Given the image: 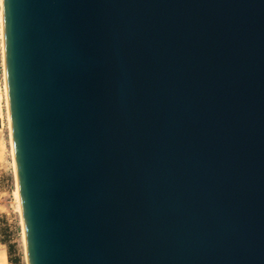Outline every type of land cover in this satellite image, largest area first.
Listing matches in <instances>:
<instances>
[{
    "label": "water",
    "instance_id": "water-1",
    "mask_svg": "<svg viewBox=\"0 0 264 264\" xmlns=\"http://www.w3.org/2000/svg\"><path fill=\"white\" fill-rule=\"evenodd\" d=\"M3 41L28 264H264V0H3Z\"/></svg>",
    "mask_w": 264,
    "mask_h": 264
},
{
    "label": "rangeland",
    "instance_id": "rangeland-1",
    "mask_svg": "<svg viewBox=\"0 0 264 264\" xmlns=\"http://www.w3.org/2000/svg\"><path fill=\"white\" fill-rule=\"evenodd\" d=\"M3 51L2 19L0 18V118L2 121V126L0 127V203L9 205L8 222L2 227L7 230V240L14 245V256L19 259L18 264H28L22 214L17 197L11 128L5 92Z\"/></svg>",
    "mask_w": 264,
    "mask_h": 264
},
{
    "label": "crops",
    "instance_id": "crops-1",
    "mask_svg": "<svg viewBox=\"0 0 264 264\" xmlns=\"http://www.w3.org/2000/svg\"><path fill=\"white\" fill-rule=\"evenodd\" d=\"M9 205L7 203H0V264H18L13 261V254L9 250L10 241L7 240L6 228L2 226L8 221Z\"/></svg>",
    "mask_w": 264,
    "mask_h": 264
},
{
    "label": "bare ground",
    "instance_id": "bare-ground-1",
    "mask_svg": "<svg viewBox=\"0 0 264 264\" xmlns=\"http://www.w3.org/2000/svg\"><path fill=\"white\" fill-rule=\"evenodd\" d=\"M0 18L2 19V36H3V0H0ZM3 48H4V41H3ZM3 56H4V51H3ZM4 60V65H5V59L3 57ZM5 76V92H6V98H7V91H6V75ZM7 109H8V114H9V107H8V98H7ZM9 120H10V114H9ZM10 128H11V120H10ZM11 130V129H10ZM12 137V136H11ZM13 147V145H12ZM14 156V153H13ZM14 164H15V160H14ZM16 175V174H15ZM17 197L19 199V205H20V210H21V204H20V197H19V190H18V186H17ZM22 214V212H21ZM23 224V221H22ZM23 232H24V227H23ZM25 236V235H24Z\"/></svg>",
    "mask_w": 264,
    "mask_h": 264
},
{
    "label": "trees",
    "instance_id": "trees-1",
    "mask_svg": "<svg viewBox=\"0 0 264 264\" xmlns=\"http://www.w3.org/2000/svg\"><path fill=\"white\" fill-rule=\"evenodd\" d=\"M9 250H10L11 254H13V256H14V245L13 244H9ZM13 261L18 263L19 259L14 256Z\"/></svg>",
    "mask_w": 264,
    "mask_h": 264
}]
</instances>
